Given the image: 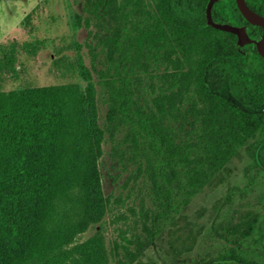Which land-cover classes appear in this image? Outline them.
I'll return each instance as SVG.
<instances>
[{"label": "trees", "instance_id": "16d2710c", "mask_svg": "<svg viewBox=\"0 0 264 264\" xmlns=\"http://www.w3.org/2000/svg\"><path fill=\"white\" fill-rule=\"evenodd\" d=\"M209 1L85 0L92 68L82 53L76 66L87 85L0 89V264L110 263L100 234L78 239L110 203L98 166L106 133H124L117 155L134 165L132 177L143 179L147 196L136 220L143 231H123L114 241L121 264L134 263L163 222L264 134V56L254 43L239 50L235 33L209 25ZM246 1L264 17V0ZM212 13L247 26L253 38L263 34L236 0H216ZM42 44L21 46L35 51ZM17 49L0 45V70L12 67ZM92 70L107 79L104 126ZM234 230L264 239L251 214ZM212 264L264 260L236 249Z\"/></svg>", "mask_w": 264, "mask_h": 264}, {"label": "rangeland", "instance_id": "374dc122", "mask_svg": "<svg viewBox=\"0 0 264 264\" xmlns=\"http://www.w3.org/2000/svg\"><path fill=\"white\" fill-rule=\"evenodd\" d=\"M84 1L0 0V45L18 46L15 63L0 70L1 90L65 83L87 85L76 66L79 53L86 65H92L86 45L90 35L84 20ZM41 40L45 44L35 51L21 46ZM77 42L83 44L80 51ZM0 57L4 52L0 51ZM92 72L99 121L104 126L109 104L107 79ZM123 134L112 139L106 133L98 160L103 191L110 198L108 210L99 223L78 236L83 241L100 234L105 239L109 264H121L122 253L115 250L114 241L123 239V231L128 236L134 230L143 231L136 220L141 206L147 204L143 179H134V165L117 155L116 138L122 139ZM250 214L264 227V134L251 138L185 208L163 222L153 243L132 264H212L213 259L236 249L264 260V239L244 238L234 230Z\"/></svg>", "mask_w": 264, "mask_h": 264}, {"label": "water", "instance_id": "95a60500", "mask_svg": "<svg viewBox=\"0 0 264 264\" xmlns=\"http://www.w3.org/2000/svg\"><path fill=\"white\" fill-rule=\"evenodd\" d=\"M216 0H210L207 6V23L218 29H223L235 33L238 37L237 48L242 50L245 44L254 43L257 46L259 53L264 56V17L254 11L247 3L246 0H236L238 7L240 8L246 19L257 25L263 27V34L260 38H253L249 35L247 26H238L229 22L216 21L213 17L212 8Z\"/></svg>", "mask_w": 264, "mask_h": 264}]
</instances>
